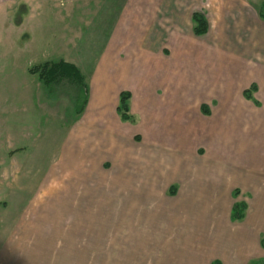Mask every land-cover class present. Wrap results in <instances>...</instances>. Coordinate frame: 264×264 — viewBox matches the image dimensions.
I'll return each mask as SVG.
<instances>
[{
  "label": "rangeland",
  "instance_id": "1",
  "mask_svg": "<svg viewBox=\"0 0 264 264\" xmlns=\"http://www.w3.org/2000/svg\"><path fill=\"white\" fill-rule=\"evenodd\" d=\"M124 1L0 0V264H199L191 245L200 243L195 239L203 226L222 220L224 199L227 207L244 203L249 213V191L233 170L218 176L207 166L248 164L247 151L217 153L215 138L179 134L202 132L217 113L216 100L202 87L206 72H194L193 82L202 88L192 91L174 89V82L185 80L180 71L165 79L155 73L142 88L137 80L144 60L119 35ZM216 1L204 3L218 22ZM235 1L253 25L243 11L241 21L214 23L207 37L210 58L223 50L216 41L226 31L237 40L252 34L251 43H242L252 47L243 50L262 60L258 9L264 0ZM232 8L226 5L227 12ZM61 59L78 67L85 88L66 81L44 85L41 66ZM234 72L215 77L227 85ZM120 91L129 93L131 120L116 109ZM242 109L249 115L247 106ZM186 176L198 178L194 190L214 186L215 194L210 213L188 216L192 233L174 217L179 208L169 206L187 204L183 195L192 186Z\"/></svg>",
  "mask_w": 264,
  "mask_h": 264
},
{
  "label": "crops",
  "instance_id": "2",
  "mask_svg": "<svg viewBox=\"0 0 264 264\" xmlns=\"http://www.w3.org/2000/svg\"><path fill=\"white\" fill-rule=\"evenodd\" d=\"M205 1L207 0H125L121 12L122 17L118 22L120 23L118 29L124 34L119 33V35L125 37L124 42L131 41V49H137L138 54L144 60L140 67V70L143 69L142 73L141 71L139 73L143 79L139 76L140 79L137 80L142 88L147 87L153 80L152 76L156 74L165 79L166 75L170 78L171 75L177 77L178 71H180L185 74V80L174 82V89L192 91L193 88L201 87L193 82L194 72H206V79L203 78L202 87L207 90L210 100H216L217 113L213 115V118H208V126L207 128L202 126L204 128L202 132L187 133L186 135V132L182 130V133L179 134L189 138H202L207 135L217 140L218 149L215 152L228 151L231 153L233 147L234 153L247 151L246 153L250 157L249 165L236 163L232 168L221 165L222 162H207L211 171L217 169L218 176L226 175L224 173L226 168L233 170L235 181L239 180L249 191V213H245L241 219L233 221L231 213L228 212L231 211L234 202L227 207L223 198L224 215L222 220L219 218L215 225L209 223L207 226H203L201 236L197 235L196 239L194 238L200 243L191 245L193 247L190 252L196 255L199 264H264V246L261 244V238L264 236V177H262L264 176V58L260 60L253 56L249 50H243L252 47L247 45L251 43L252 34L245 39L240 37L237 40V36L235 37L230 32L226 34V31L225 33L223 31L216 41L217 46H224L221 47L223 50H219L213 58H210L212 46L207 37L212 30L211 26L215 25L214 23H232L236 19L241 21L243 20L242 11L247 19L245 21L248 23V27H251L253 22L251 18H247L250 17V14L247 9H243L242 2L215 0L218 8L217 22L215 16L211 14L212 8L206 7ZM227 4L234 7L230 9L232 13L227 12ZM236 6L239 8V13L235 12ZM194 12L203 13L207 20L208 28L202 35H195L192 31V14ZM253 21L255 24L256 21ZM127 26L129 27L127 28ZM113 32L117 31L114 29ZM225 34L228 39L225 38ZM112 35L114 36V33ZM190 35L203 37V39L193 42ZM254 37L256 38V35ZM112 40L114 39L111 36L109 41ZM244 41L247 44H242ZM226 47H234L240 54L235 50L227 51ZM231 66L233 70L229 68ZM230 72L237 75L233 76V80L227 85L221 84L219 78L215 77L218 74L226 75ZM204 81L208 87L205 86ZM252 84H254V89L251 91L252 98L247 99L244 97L243 91L249 89ZM171 87L173 86L170 84L167 86L168 89ZM163 89H166V86ZM250 100H254L256 105ZM202 103L206 110V113L203 112L209 115L208 106L205 102ZM243 106L249 108V115L244 114ZM259 109L261 111H258ZM242 122L247 128H243ZM232 125L233 129H230ZM231 139L235 141L232 143ZM239 140L248 141V149H245L247 147L242 148ZM243 171L244 173H242ZM196 178L186 176L183 180L184 183L188 182V185L192 186L189 189L192 192L183 195L186 197L183 202L187 204L174 205L170 203L169 205L173 209L179 208L177 215L173 213L174 217L185 220L181 222L187 224L188 232L193 228L189 223L191 218L188 216L192 217L196 212L210 213L212 207L209 203L212 202L215 195L214 186H211V190L208 188L194 190L193 187H196L198 180ZM245 178L246 180H244ZM218 179L224 180L223 178ZM213 181L214 179L211 180V183ZM209 183L208 179V187ZM202 185L205 184L202 183ZM173 188L171 187L169 191L171 196L175 195ZM198 190L206 193L201 194ZM217 194L219 195V193ZM197 202L198 206H196ZM244 202L246 203V201ZM200 203H206L205 207ZM181 211L185 214L184 216L180 213ZM226 211L228 216L225 214ZM213 216L215 213H212ZM190 232L192 233V230Z\"/></svg>",
  "mask_w": 264,
  "mask_h": 264
},
{
  "label": "trees",
  "instance_id": "3",
  "mask_svg": "<svg viewBox=\"0 0 264 264\" xmlns=\"http://www.w3.org/2000/svg\"><path fill=\"white\" fill-rule=\"evenodd\" d=\"M259 17L264 20V3L261 4L258 9ZM192 31L195 35H202L206 33L208 24L205 16L200 12H194L192 14ZM39 68V67H38ZM30 71L37 70V67L29 69ZM39 71V70H38ZM39 78L43 81L44 85L51 87L55 86L61 82H69L76 88H85V82L80 70L73 63L57 60L45 62L40 68ZM254 89V84L250 86L249 89L243 91V95L247 99H251V91ZM129 93L127 91L120 92L119 101L116 107L121 119L131 120V116L127 113L128 104L127 99ZM201 109L206 113L204 105L201 106ZM245 204L244 203H235L232 207L231 218L241 219L244 214ZM261 244L264 246V236L261 238Z\"/></svg>",
  "mask_w": 264,
  "mask_h": 264
}]
</instances>
